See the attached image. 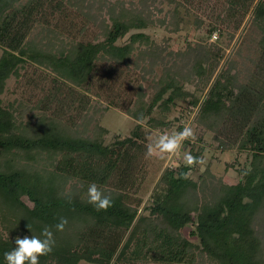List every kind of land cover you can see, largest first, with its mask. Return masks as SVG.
<instances>
[{
    "label": "trees",
    "instance_id": "trees-1",
    "mask_svg": "<svg viewBox=\"0 0 264 264\" xmlns=\"http://www.w3.org/2000/svg\"><path fill=\"white\" fill-rule=\"evenodd\" d=\"M163 1L172 5L168 15L178 27V12H188L185 4L193 0ZM225 1L227 22L252 9L260 29L259 55L248 82L237 84L228 64L214 73L219 54L201 49L189 76L165 70L147 103L126 107L136 124L128 137L114 136L106 144L104 130L78 132L74 118L85 110L84 93L94 80L109 84L120 66L130 64L137 44L153 46L140 32L149 19L121 2L111 3L102 41L53 51L27 38L35 25L49 27L56 13L70 16L63 0H0V96L10 77L28 64L53 74L52 86L28 109L22 101L3 106L0 100V264L17 236H40L45 226L52 227L55 247L40 264H193L196 252L209 264H264V0L254 5L255 0ZM214 29L211 25L209 33ZM102 62L106 66L98 78ZM192 79L208 86L200 100L184 89L183 82ZM177 102L196 107V121L217 130L226 148L235 147L247 158L232 184L218 180L212 193L200 198L204 181L189 178L191 168L164 169L139 213L141 201L129 192L147 151L142 124L167 128L169 123L152 114L155 109L166 114ZM71 112L74 117L66 116ZM191 153L200 156L199 150ZM91 182L111 195L112 207L98 211L88 202ZM60 217L67 219L63 232L54 227Z\"/></svg>",
    "mask_w": 264,
    "mask_h": 264
},
{
    "label": "rangeland",
    "instance_id": "rangeland-1",
    "mask_svg": "<svg viewBox=\"0 0 264 264\" xmlns=\"http://www.w3.org/2000/svg\"><path fill=\"white\" fill-rule=\"evenodd\" d=\"M63 2L70 16L65 18L56 13L49 19V27L43 26L42 23L35 25L27 40L36 47L54 51L72 43L102 41V29L104 25L110 24L106 11L111 7V3L115 2H121L130 11L141 13L150 22L149 27L140 32L149 37L153 46L145 48L137 44L130 56V64L120 66L109 84L99 86L97 82L99 80H94L93 85L84 93L85 110L79 118H74L77 123L74 129L78 132L85 130L83 132L91 133L95 127L104 130L103 140L106 144L111 143L114 136L128 137L136 124V121L125 112V108L132 107L139 100L147 103L165 70L170 69L169 71H178L189 76L188 70L193 61L199 59L201 49L218 53L214 73L228 64L227 68L236 75L237 84L248 82L259 55L258 41L261 33L252 9L244 17L239 16L234 21L227 22L224 17V11L228 6L225 0H193L191 6L185 4L188 12L183 9L178 12V27L168 15L172 5L163 0H63ZM71 23L74 26L68 28ZM211 25L215 26L212 31L216 34L215 39L212 38V33H209ZM131 32L137 33L136 30ZM126 40L127 36L117 44L121 45ZM104 66L105 62L98 63L96 77L100 78ZM52 77V72L43 67L35 64L26 65L19 70L18 77H10L6 82L5 91L0 96L2 105L16 106L22 101L26 109L30 108L52 86ZM183 86L199 100L204 97L208 87L196 82L195 79L183 82ZM32 112H25V117ZM196 113V107L188 105L187 102H177L176 107L166 114H162L158 109L152 114L155 119L169 123L167 128H150L145 123L142 124L146 147L150 138L154 139L161 133L178 131V127L183 128L186 124L195 130V139L186 141L181 153L174 157H161L159 154L144 157L129 192L131 199L141 201L139 213L141 208L149 203L151 192L163 170L179 164L186 165L183 161L184 151L191 153V149L193 152L199 150L200 156L206 161L203 165L191 167L188 173V177L198 184L204 181L203 193L199 191L198 198L203 196L202 194L209 196L216 181L232 184L238 176V170L243 167L247 158L246 153L235 147L226 148L221 142L222 135L217 130L208 129L204 124L198 123ZM70 114L75 116L74 112L66 113V116ZM206 170L210 174L209 177ZM195 216L196 213L192 212L191 218L195 219ZM181 234L187 237L186 229L182 230ZM191 240L197 244V241ZM195 255L193 264H209L197 252Z\"/></svg>",
    "mask_w": 264,
    "mask_h": 264
},
{
    "label": "clouds",
    "instance_id": "clouds-1",
    "mask_svg": "<svg viewBox=\"0 0 264 264\" xmlns=\"http://www.w3.org/2000/svg\"><path fill=\"white\" fill-rule=\"evenodd\" d=\"M141 122L144 117L138 118ZM195 139V130L191 125L186 124L181 130L172 133H161L154 139L150 138L147 145L146 156L151 157L159 154L161 157H174L181 153L186 141ZM183 161L189 167L203 165L206 161L201 156H195L190 152H183ZM88 202L98 211H106L113 206V200L110 194H107L101 185L91 182L87 189ZM69 203L71 201L69 200ZM67 225V219L60 217L58 223L54 225L56 231L63 232ZM55 247V237L52 227L45 226L40 236L32 235L17 236L15 247L4 253L5 264H40V258L48 256Z\"/></svg>",
    "mask_w": 264,
    "mask_h": 264
},
{
    "label": "built area",
    "instance_id": "built-area-1",
    "mask_svg": "<svg viewBox=\"0 0 264 264\" xmlns=\"http://www.w3.org/2000/svg\"><path fill=\"white\" fill-rule=\"evenodd\" d=\"M212 38H213V39H215V38H216V34H215V32H214V33H212Z\"/></svg>",
    "mask_w": 264,
    "mask_h": 264
}]
</instances>
